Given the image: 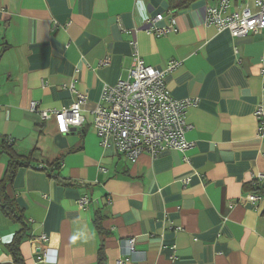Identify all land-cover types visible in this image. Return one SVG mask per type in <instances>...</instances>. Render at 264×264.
<instances>
[{"label": "crops", "instance_id": "obj_1", "mask_svg": "<svg viewBox=\"0 0 264 264\" xmlns=\"http://www.w3.org/2000/svg\"><path fill=\"white\" fill-rule=\"evenodd\" d=\"M216 2L173 10L169 0H0V140L32 162L6 185L28 223L24 264H97L101 242L106 264H264V115L261 132L254 115L264 112V42L206 24ZM245 7L254 11L253 0L230 1ZM157 14L158 26L173 20L171 31L150 28ZM134 47L165 72L173 98L192 101L188 149L130 161L102 145L93 110L105 85L127 79ZM70 84L86 96L84 121L59 133L30 103L67 108ZM6 165L0 155V180ZM20 228L0 211V264H12L7 245Z\"/></svg>", "mask_w": 264, "mask_h": 264}, {"label": "built area", "instance_id": "obj_2", "mask_svg": "<svg viewBox=\"0 0 264 264\" xmlns=\"http://www.w3.org/2000/svg\"><path fill=\"white\" fill-rule=\"evenodd\" d=\"M230 1L217 0L215 5H208L205 23L218 29H227L234 37L247 33L259 34L264 42V0H253L254 11L247 7L238 11L230 10ZM161 18L162 15L157 14L149 20L150 28L157 35L173 29V20L166 26H158L157 22ZM177 64L176 61L169 62L168 70ZM164 73L144 64L134 47L133 63L127 79H118L112 86L105 85L100 95L101 103L93 110V125L102 145L113 143L116 152L130 161L143 152L154 157L167 150L184 151L190 147L185 132L190 127L186 120V109L192 101L173 98L166 88ZM68 87L74 93L75 100L67 108L44 110L39 108L38 102L30 103V109L38 112L42 120L53 119L59 133H69L84 121L82 106L86 96L77 91L73 84ZM254 115L258 121V131L261 132L262 108L258 107ZM245 198L254 202L260 196L250 193ZM88 202L86 196L77 200L80 207ZM38 239L47 240L45 235ZM133 243V239L124 241L127 253L132 251ZM48 256L44 248L38 260L45 262Z\"/></svg>", "mask_w": 264, "mask_h": 264}, {"label": "trees", "instance_id": "obj_3", "mask_svg": "<svg viewBox=\"0 0 264 264\" xmlns=\"http://www.w3.org/2000/svg\"><path fill=\"white\" fill-rule=\"evenodd\" d=\"M193 0H169L170 8L177 10L188 6ZM0 155L7 157V165L4 176L0 180V211L7 217L11 218L15 222L21 224V228L16 231L13 239L7 245L8 250L12 257V264H24V260L21 256L19 245L22 239L26 236L28 223L24 220L22 212L18 209L12 198H9L6 193V185L11 181L16 168L20 166H31V158L29 156H22L15 152L13 143L8 138H2L0 140ZM38 167L37 165H32ZM96 230L101 235L104 230L101 226V220L99 217L94 222ZM97 264H106V254L104 251V244L101 242L97 253Z\"/></svg>", "mask_w": 264, "mask_h": 264}]
</instances>
